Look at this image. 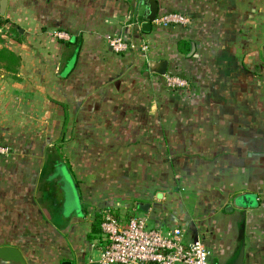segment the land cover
Returning a JSON list of instances; mask_svg holds the SVG:
<instances>
[{
    "label": "crops",
    "instance_id": "0c3cea01",
    "mask_svg": "<svg viewBox=\"0 0 264 264\" xmlns=\"http://www.w3.org/2000/svg\"><path fill=\"white\" fill-rule=\"evenodd\" d=\"M20 2L6 13L24 34L0 44L20 57L0 60V246L27 264H97L113 208L183 228L210 264H264V0H158L150 32L146 0ZM114 36L149 50L115 53Z\"/></svg>",
    "mask_w": 264,
    "mask_h": 264
},
{
    "label": "built area",
    "instance_id": "2783aa9c",
    "mask_svg": "<svg viewBox=\"0 0 264 264\" xmlns=\"http://www.w3.org/2000/svg\"><path fill=\"white\" fill-rule=\"evenodd\" d=\"M157 20V19H156ZM164 22L185 23L183 16L169 14ZM68 38L65 32L58 33ZM115 53L149 50L147 41H128L119 36L109 39ZM171 88H184L188 81L175 74H166ZM7 146L0 145V154L8 153ZM145 215L125 217L112 208L101 212V237L97 247L100 256L97 264H210L211 250L201 239H188L181 227L163 229L149 225Z\"/></svg>",
    "mask_w": 264,
    "mask_h": 264
},
{
    "label": "water",
    "instance_id": "95a60500",
    "mask_svg": "<svg viewBox=\"0 0 264 264\" xmlns=\"http://www.w3.org/2000/svg\"><path fill=\"white\" fill-rule=\"evenodd\" d=\"M9 0H0V12L5 14ZM147 10L144 14L146 21L143 23V31L150 32L153 22L157 19L159 4L158 0H146ZM23 32V29H20ZM195 45L192 44L190 55L194 52ZM168 63L166 61L150 62V69L153 72H157L161 75H165L167 72ZM159 195V194H158ZM0 260L7 262H15L17 264H27V261L21 252V250L15 246H0ZM63 264H71L70 261H65ZM96 264V263H92ZM237 264H243V252H241Z\"/></svg>",
    "mask_w": 264,
    "mask_h": 264
},
{
    "label": "rangeland",
    "instance_id": "374dc122",
    "mask_svg": "<svg viewBox=\"0 0 264 264\" xmlns=\"http://www.w3.org/2000/svg\"><path fill=\"white\" fill-rule=\"evenodd\" d=\"M21 0H14L17 7L20 5ZM21 22V21H20ZM0 44L1 46L4 45H12L13 41L20 40L22 38L23 32L20 31V27L22 26L20 23H10L9 19L7 18V13L1 14L0 12ZM22 23V22H21ZM60 173L62 176V180L65 182V191L67 194V201L65 203L66 209L73 208L75 205L74 202L77 203V194L74 187V183L72 182L71 177L68 174L67 168H60ZM251 197V198H250ZM245 201L247 204L250 205L254 202V198L252 196H245Z\"/></svg>",
    "mask_w": 264,
    "mask_h": 264
},
{
    "label": "trees",
    "instance_id": "16d2710c",
    "mask_svg": "<svg viewBox=\"0 0 264 264\" xmlns=\"http://www.w3.org/2000/svg\"><path fill=\"white\" fill-rule=\"evenodd\" d=\"M0 25H1V23H0ZM75 41H76L77 46H80L81 45L80 44V42H81V39L80 38H76ZM0 60L6 61L7 62L6 67L9 68V69L12 68V66L19 65V63H20V57L17 54H15L12 50H10L9 48H7V47H3L0 50ZM175 75H177V74H175ZM178 76H180V75H178ZM180 77H182V76H180ZM173 89H182V88H173ZM0 145L5 146L2 143H0ZM100 223H101V221H100ZM94 230L95 231H98L96 228Z\"/></svg>",
    "mask_w": 264,
    "mask_h": 264
}]
</instances>
